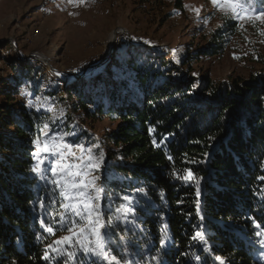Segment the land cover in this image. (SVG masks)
Listing matches in <instances>:
<instances>
[{
    "label": "trees",
    "instance_id": "16d2710c",
    "mask_svg": "<svg viewBox=\"0 0 264 264\" xmlns=\"http://www.w3.org/2000/svg\"><path fill=\"white\" fill-rule=\"evenodd\" d=\"M220 19L205 56L222 54L239 30L232 14ZM168 55L132 43L121 62L70 83L26 60L6 64L0 264H264V75L214 83L184 71L190 56L178 54L175 66ZM71 118L84 130L70 129ZM103 119L115 126L92 151L105 163V189L101 209L87 215L36 170L34 143L47 132L92 146L87 122Z\"/></svg>",
    "mask_w": 264,
    "mask_h": 264
},
{
    "label": "rangeland",
    "instance_id": "374dc122",
    "mask_svg": "<svg viewBox=\"0 0 264 264\" xmlns=\"http://www.w3.org/2000/svg\"><path fill=\"white\" fill-rule=\"evenodd\" d=\"M180 1L181 7L178 0H0V92L11 77L6 64L26 60L51 80L87 81L109 61L121 62L119 53L132 43L162 49L175 66L178 54L188 55L184 71L214 83L264 75L259 63V55H264V8L254 12L239 0ZM222 13L236 17L239 30L222 54L205 56L200 50L220 29ZM39 54L49 58L56 74ZM84 72L90 74L81 75ZM28 104L46 107L40 101ZM86 126L97 139L92 146L71 144L62 135L46 132L34 143V161L38 172L65 187L73 209L89 215L101 209L106 175L105 163L92 147L103 150L99 139L115 125L103 119ZM68 127L84 130L73 118ZM101 233L100 228L98 244ZM87 236L82 242L95 245L96 236ZM261 246L264 257V239Z\"/></svg>",
    "mask_w": 264,
    "mask_h": 264
},
{
    "label": "bare ground",
    "instance_id": "6f19581e",
    "mask_svg": "<svg viewBox=\"0 0 264 264\" xmlns=\"http://www.w3.org/2000/svg\"><path fill=\"white\" fill-rule=\"evenodd\" d=\"M38 58L42 59V61H43L46 65H48V69H49V70H51L52 72H55V74L58 72V70H55L53 67H51V66L49 65V58H48V57H46L45 55L39 54V55H38ZM86 74H87V73L84 72L83 75H86ZM58 76H60V75H58Z\"/></svg>",
    "mask_w": 264,
    "mask_h": 264
},
{
    "label": "water",
    "instance_id": "95a60500",
    "mask_svg": "<svg viewBox=\"0 0 264 264\" xmlns=\"http://www.w3.org/2000/svg\"><path fill=\"white\" fill-rule=\"evenodd\" d=\"M84 73H82L81 75H83ZM90 74V72L86 75V76H88ZM76 77H78V76H76Z\"/></svg>",
    "mask_w": 264,
    "mask_h": 264
}]
</instances>
